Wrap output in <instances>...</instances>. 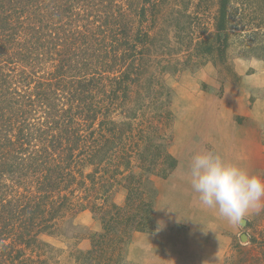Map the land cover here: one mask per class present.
Returning <instances> with one entry per match:
<instances>
[{"label":"trees","instance_id":"obj_1","mask_svg":"<svg viewBox=\"0 0 264 264\" xmlns=\"http://www.w3.org/2000/svg\"><path fill=\"white\" fill-rule=\"evenodd\" d=\"M185 3L0 0V264H61L63 250L43 237L63 238L86 211L101 231L70 264H131L132 236L156 230L150 178L178 166L166 76L187 68L171 31L184 59L230 74L229 0H217L206 36L179 32ZM249 245L228 264H264V230Z\"/></svg>","mask_w":264,"mask_h":264},{"label":"rangeland","instance_id":"obj_2","mask_svg":"<svg viewBox=\"0 0 264 264\" xmlns=\"http://www.w3.org/2000/svg\"><path fill=\"white\" fill-rule=\"evenodd\" d=\"M187 2L188 9L183 12L186 15L178 16L179 32L185 35L188 32V35L191 32L204 36L212 34L217 0H202L196 8ZM192 14L198 19L193 21V28L189 30L186 21ZM227 23L230 45L226 52V63L230 74L226 70L220 74L219 68L213 67L207 60H201L198 65L197 59H184L189 50L186 52L187 49L176 43L173 30L169 35L172 38V51H177L174 54L176 58L187 60L184 71L166 76L174 117L173 141L168 150L178 161V166L165 180L150 178L149 189L153 194L157 228L150 234L132 236L123 250L124 258L131 264H147L148 260L156 259V255L157 260L174 264H228L236 257L238 247H249L250 237L259 238L264 230L262 211L246 217L245 226L235 228L221 219L215 209L202 206L188 181L191 157L197 152H216L215 147L201 143V140L210 138V132L214 130L220 139L243 137L249 143L248 147L233 141V148L226 151L221 147L220 156L226 163L238 164L247 168L250 174L264 179V121L249 124L240 114L242 108L249 109L255 102L264 101V0H229ZM243 96L248 97L242 103ZM213 120L218 123H213ZM239 126L250 127L256 132V138L250 134H238L236 129ZM125 196L126 191L119 187L113 200L117 205H122ZM176 197L182 212L179 213L177 209V214H172V202L174 204ZM185 204L189 210L186 217ZM199 208V213L194 212ZM100 231L99 221L86 211L65 227L63 238L43 237V240L63 250L61 264H70L69 253L75 249L87 250L90 234ZM242 234L247 236L248 241H240ZM216 244L224 248V254L217 260L211 257V249Z\"/></svg>","mask_w":264,"mask_h":264},{"label":"clouds","instance_id":"obj_3","mask_svg":"<svg viewBox=\"0 0 264 264\" xmlns=\"http://www.w3.org/2000/svg\"><path fill=\"white\" fill-rule=\"evenodd\" d=\"M188 181L200 204L238 228L246 217L264 211V179L238 164L226 163L209 150L195 153L189 162Z\"/></svg>","mask_w":264,"mask_h":264},{"label":"crops","instance_id":"obj_4","mask_svg":"<svg viewBox=\"0 0 264 264\" xmlns=\"http://www.w3.org/2000/svg\"><path fill=\"white\" fill-rule=\"evenodd\" d=\"M236 75H237V73H236ZM247 97L248 96H246V97L243 96L241 98L242 103H243L244 99H247ZM245 109H246L245 107L242 108L241 109L242 112L240 111V114L243 115V117L248 121L249 124L260 123V122L264 121V101L255 102L251 108L246 109V110ZM196 120L197 119H195L194 121H196ZM215 122L218 123L217 120H213V123H215ZM236 130H237L238 134H250L254 138H256V136H257L256 132L254 130H252L250 127H248V126L247 127L246 126L245 127L239 126V128L236 129ZM211 135H213V136H211ZM217 135H218L217 131L214 130L213 132H210V138H206V140H201V143L203 145L207 144L208 146L215 147L216 148V152L215 153H217L219 155L221 154V151H220L221 147L225 148L224 150H226V151H227V149L231 148L232 146L234 147L235 145L232 144L233 141H235V144L236 143L240 144V146H242V145L245 146V147L249 146V143L245 142L244 141L245 139L243 137H240V139H235V138H232V136H231V137H225V138L220 139L221 137H217ZM236 141H238V142H236ZM229 151H231V149ZM185 194H188V192H185ZM178 198H180L179 194H178ZM178 198L177 197L174 198V200H173L174 204L172 202V214H177V212H176L177 209H178L179 213L182 212V208H181L182 206L180 204H178V202H177ZM184 208H185L184 215L186 217L187 216V212L189 213L188 206L185 204ZM200 211L201 210L199 208V209H197L194 212L199 213ZM211 253H212L211 257L213 259L217 260L221 255L224 254V248L223 247L220 248L219 244H216L214 246V248L211 249ZM155 258L156 259H154V260H148L149 262L147 264H174L173 262H169V261L168 262H163V261L157 260V259H159L157 255L155 256ZM143 264H146V263L143 262Z\"/></svg>","mask_w":264,"mask_h":264},{"label":"water","instance_id":"obj_5","mask_svg":"<svg viewBox=\"0 0 264 264\" xmlns=\"http://www.w3.org/2000/svg\"><path fill=\"white\" fill-rule=\"evenodd\" d=\"M245 224H246V222H245L242 226H245ZM240 241H241V242L248 241L247 236H246L245 234H242V235L240 236Z\"/></svg>","mask_w":264,"mask_h":264},{"label":"bare ground","instance_id":"obj_6","mask_svg":"<svg viewBox=\"0 0 264 264\" xmlns=\"http://www.w3.org/2000/svg\"><path fill=\"white\" fill-rule=\"evenodd\" d=\"M184 183V182H183ZM169 205V204H168Z\"/></svg>","mask_w":264,"mask_h":264}]
</instances>
